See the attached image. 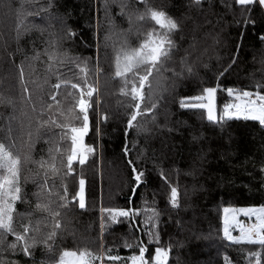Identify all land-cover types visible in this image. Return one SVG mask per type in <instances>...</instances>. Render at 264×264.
<instances>
[{
    "label": "trees",
    "instance_id": "obj_1",
    "mask_svg": "<svg viewBox=\"0 0 264 264\" xmlns=\"http://www.w3.org/2000/svg\"><path fill=\"white\" fill-rule=\"evenodd\" d=\"M146 11L163 12L177 22L171 33L176 49L154 81V116L146 112L129 129L126 111L131 98L121 93L123 81L115 76L117 54L151 44L157 37L149 40L150 32L167 31L150 14L140 18ZM68 29L76 35L62 40L58 72L51 75L52 61L46 54L49 38ZM194 41L197 53L188 55L186 66V50ZM21 67L27 92L21 85ZM73 73L77 78L86 73L99 93L93 94L90 131L83 137L84 145L95 151L87 154L85 165H74L79 173L74 180L65 169L71 128L81 126L76 118L79 110L59 93V108L50 100L58 77L71 78ZM217 85L264 94V8L259 3L245 8L234 0L199 4L195 0H0V138L11 123L17 136L13 155L21 160L17 183L22 199L12 202L14 224L19 225L18 231L28 225L27 235L37 237L31 255L6 253V260L60 264L65 251L76 252L79 260V253L87 251L97 257H83L89 264L128 263L139 253L127 245H134L138 237L143 241L150 237L134 232L128 221L112 224L102 209L132 208L141 213L136 217L140 227L147 221L155 224L159 241L150 248H164L166 264H224L226 257L232 264H256L253 252L261 253L264 264V249L259 245L233 244L223 237L222 220L224 208L264 207V125L240 118L221 126L207 121L206 110L180 107L183 98ZM69 91L79 98V89ZM230 99L226 91L217 93V116ZM47 103L53 104L52 109L43 108ZM136 103L144 108V102ZM101 115L107 120L97 125ZM50 152L53 159L48 163ZM128 160L144 172L145 182L138 188ZM52 168L57 171L52 173ZM45 171H49V184H55L54 189L46 186L51 196L40 190ZM6 177L10 178L7 170H0V183ZM80 178L86 181L84 209L69 203L60 209V217L41 210L49 201L55 207L56 194L65 186L71 198ZM171 187L177 188V207L171 204ZM237 221L231 225L242 223ZM57 222L60 229L49 247L41 241ZM109 255L119 260L113 262ZM73 261L72 256L64 258V264Z\"/></svg>",
    "mask_w": 264,
    "mask_h": 264
},
{
    "label": "snow or ice",
    "instance_id": "obj_2",
    "mask_svg": "<svg viewBox=\"0 0 264 264\" xmlns=\"http://www.w3.org/2000/svg\"><path fill=\"white\" fill-rule=\"evenodd\" d=\"M197 4L201 0H195ZM234 3L239 6H250L255 3H259L264 6V0H234ZM150 14L151 20L155 21L157 25L161 28H166L167 31L163 34L158 35L155 31L148 34V39L151 40L153 36H156L157 39L153 40L151 44L145 42L140 45V47L135 49L122 50L117 54L116 59V71L115 76L121 78L123 81L122 87L120 89L121 93L125 96H130L131 100L128 104V109L126 111L127 119V128L131 129L135 126L138 121V117H142L147 113H152L153 116L157 110L156 100L153 99V94L155 91L154 81L164 70L165 64L172 59L174 50L176 49V44L171 38V33L177 29L178 24L171 19L165 17V13L151 11L150 13L146 11L140 18ZM76 35L75 32L68 29L63 34H54L51 35L48 42V47L46 48V54L49 56V59L52 63L49 64V71L51 75H56L58 69L56 65L60 64L62 57L58 54L60 44L63 39H71ZM56 49L57 51H53ZM187 55L185 56L184 63L187 66L189 64L188 55H195L197 53V45L194 41L192 45L189 46V49L186 50ZM37 58H39L37 56ZM198 58V57H197ZM72 60H68V64H71ZM79 66V65H77ZM190 70V69H189ZM21 77V85L24 88V91L27 92V85L23 82L24 72L21 67L18 69ZM81 72H84V69L81 68ZM155 73V74H154ZM130 74V75H129ZM86 73L84 77L77 78L76 74L73 73V76L69 78L68 76L60 75L58 77L59 82L53 85V92L50 95V100L56 104L59 108L61 101L57 99V94L67 96L70 101H74V107H78L79 114L76 117L80 119V127L71 128V145L70 151L66 155V174L72 176L73 180L79 173L75 171L74 165H85L87 160V154L95 151L93 147L86 146L83 143V137L90 131L91 121L89 115V109L95 101L92 100L94 92L98 95L96 88L92 87L91 84L87 81ZM151 78V79H150ZM75 81V82H73ZM47 83V81H45ZM79 89V98H77L75 91H69ZM130 89V90H126ZM220 91H226L227 96L230 99V102L224 103L222 105L221 114L217 116L214 112V104L217 100V93ZM159 97H157L158 99ZM139 100L144 102V108L141 107V103H136ZM91 101V103H90ZM238 101H243L239 103ZM53 104L47 103L43 105V108L52 109ZM180 107L184 109L192 110H206V119L208 122L213 124H220L221 126L229 120L240 119L258 121L260 125H264V94L260 92H251V91H240L234 88L221 89L219 85L204 87L199 95L193 97H185L180 101ZM95 114L93 110V115ZM107 116L101 115L95 123L97 125L106 122ZM53 126H56L54 121H47ZM63 127V125H60ZM11 136V140L9 139ZM16 132L12 127L11 123L9 124L5 135L0 138L3 142H0V170L6 169L9 177L4 179L3 183H0V264H11L5 258L6 253H15L17 251L23 252L25 255L32 254V248L35 246L37 241L36 236H29V226L25 225L21 230L18 231L19 225L14 224L13 218V203L17 200L22 199L21 188L18 186V177L20 174L19 165L21 160L19 155H13V152L16 150ZM196 139V137H193ZM7 145V147H6ZM125 154H129V149L125 147ZM50 160L48 163L52 162V153L50 152ZM64 153H59L61 157V166H63V156ZM129 167L133 173V181L135 187H140L144 181V172L140 170L136 163L132 160H128ZM45 162L41 161V168L43 169ZM56 168H52L51 172L55 173ZM264 171V169H262ZM49 171H45L43 180L40 182V190L48 196H51V192H46V186L50 189L55 188L54 181L50 185L48 181ZM167 183V177H162ZM5 185H8V190L4 191ZM85 186L86 181L84 178H80L78 181V190L74 191V194L71 198L68 195V188L65 186L61 191L56 194V203L55 207H51V201L44 204L41 208L42 211H47L50 216L54 215L60 217V209L67 207L69 203L76 204L78 203L80 209L86 207L85 204ZM135 192V188L133 189ZM177 188L171 187V204L173 207L178 206L177 201ZM102 212L106 214L105 219L110 220L112 224H122L125 221H128L129 227L136 233H144L150 237L148 241H143L139 239L138 242L133 244H128L127 247L132 248L136 247L139 255L131 256V264H166V258L168 252L162 247H155L154 250L150 246L154 243H158L159 237L156 233L155 224L152 221H147L144 223L143 227H140L136 223V217L141 213L138 210L132 208L129 209H114V208H105L102 209ZM243 214L251 219L255 216L256 223H254L250 228L245 229L241 225L242 236L230 237V240L233 244H241L242 242L247 244L259 245L264 249V207L258 209H247L243 210ZM152 224V227L149 228V224ZM35 228V225L32 226ZM102 229L106 227L102 223ZM60 229V224L57 222L54 225V228L51 232L47 233L46 236L42 238V243L51 247L55 244L57 238V230ZM148 229V231H145ZM225 235L229 236L228 229H224ZM13 237L14 239H9ZM31 241V243H29ZM105 252H108L109 249L105 247ZM147 254V255H146ZM81 259L79 261L73 262V264H89L88 261L84 260L83 257L89 256L92 259L97 257L92 256L91 253L83 251L79 253ZM252 256L256 258V264H261V253L253 252ZM75 257L77 256L76 252L65 251L63 255L60 256V264H64L65 257ZM109 260L115 262L119 260V257L116 255H109ZM224 264H232L230 258L226 257Z\"/></svg>",
    "mask_w": 264,
    "mask_h": 264
},
{
    "label": "rangeland",
    "instance_id": "obj_3",
    "mask_svg": "<svg viewBox=\"0 0 264 264\" xmlns=\"http://www.w3.org/2000/svg\"><path fill=\"white\" fill-rule=\"evenodd\" d=\"M264 8V6H263ZM230 102V100H229ZM239 103H243V101H238ZM214 112H215V104H214ZM241 206H237L236 208L237 209H223V212H222V220H223V226L225 228H227L229 231H232V227H233V224L231 225L232 221H235V220H238L237 222H240L242 221L241 224H245V226H252L254 223H256V219H255V216H253L251 219H249L248 217H246L244 214H243V210L240 209ZM258 209V208H256ZM240 217V219H239ZM235 224H237L235 222ZM223 227V237L227 240H230V237H237V234L234 235V234H231L229 233V236H226L225 235V232H224V228ZM73 262L75 261H79V257L78 256H75L73 257ZM116 264H131V261L128 262V263H116Z\"/></svg>",
    "mask_w": 264,
    "mask_h": 264
},
{
    "label": "built area",
    "instance_id": "obj_4",
    "mask_svg": "<svg viewBox=\"0 0 264 264\" xmlns=\"http://www.w3.org/2000/svg\"><path fill=\"white\" fill-rule=\"evenodd\" d=\"M241 225H243L245 229L251 227L250 225H249V226H245V224H238V225H235V226L233 227L232 231H230V232L233 233L234 235L237 234V236H242V233H241V231H240V229H241Z\"/></svg>",
    "mask_w": 264,
    "mask_h": 264
},
{
    "label": "crops",
    "instance_id": "obj_5",
    "mask_svg": "<svg viewBox=\"0 0 264 264\" xmlns=\"http://www.w3.org/2000/svg\"><path fill=\"white\" fill-rule=\"evenodd\" d=\"M257 207H240L242 210H247V209H256Z\"/></svg>",
    "mask_w": 264,
    "mask_h": 264
}]
</instances>
